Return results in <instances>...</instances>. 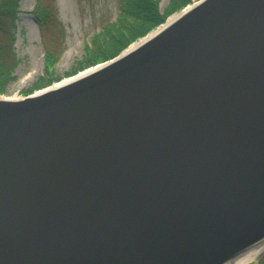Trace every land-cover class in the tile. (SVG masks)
Instances as JSON below:
<instances>
[{
  "label": "water",
  "instance_id": "obj_1",
  "mask_svg": "<svg viewBox=\"0 0 264 264\" xmlns=\"http://www.w3.org/2000/svg\"><path fill=\"white\" fill-rule=\"evenodd\" d=\"M177 14L0 95V264H225L264 241V0Z\"/></svg>",
  "mask_w": 264,
  "mask_h": 264
},
{
  "label": "trees",
  "instance_id": "obj_2",
  "mask_svg": "<svg viewBox=\"0 0 264 264\" xmlns=\"http://www.w3.org/2000/svg\"><path fill=\"white\" fill-rule=\"evenodd\" d=\"M159 0H122L114 21L106 22L100 32L85 45V55L78 61L70 74H76L88 67L116 56L130 43L142 38L164 23L166 18L180 11L191 0H168L160 11ZM20 0H0V94L16 79L15 70L20 63L15 49V31ZM38 25L44 48V71L22 94L32 93L45 87L54 79L52 67L64 50L65 28L59 18L56 0H35L30 11ZM49 79H48V78ZM264 254L251 264H260Z\"/></svg>",
  "mask_w": 264,
  "mask_h": 264
},
{
  "label": "rangeland",
  "instance_id": "obj_3",
  "mask_svg": "<svg viewBox=\"0 0 264 264\" xmlns=\"http://www.w3.org/2000/svg\"><path fill=\"white\" fill-rule=\"evenodd\" d=\"M121 1L56 0L59 18L65 28V46L60 58L52 67L51 76L57 80H52L50 84L71 76L68 74H70L76 63L82 60L85 55V45L91 44L92 37L100 32L106 22L116 19ZM197 1L191 0V3L186 6ZM34 2L35 0H20V12L17 16L15 31V49L20 63L15 70L16 79L8 86L6 93L0 95L26 96L27 94H22V90L28 89L43 74L44 48L38 25L35 23L33 15L30 12L34 6ZM167 3L168 0H159V10L162 11ZM177 13L169 15L166 20ZM139 40L130 43L128 46ZM262 260L260 264H264V256ZM256 261L254 259L247 264L255 263Z\"/></svg>",
  "mask_w": 264,
  "mask_h": 264
},
{
  "label": "bare ground",
  "instance_id": "obj_4",
  "mask_svg": "<svg viewBox=\"0 0 264 264\" xmlns=\"http://www.w3.org/2000/svg\"><path fill=\"white\" fill-rule=\"evenodd\" d=\"M180 14V13H179ZM179 14H175L173 16H171L164 24L162 27L167 26L168 24L172 23L175 19L178 18ZM140 43H135L133 44L130 49H132L133 47L137 46ZM129 49V50H130ZM10 98H16V96H8ZM264 249V241H262L261 243H258L254 246H252L251 248H249L246 252H244L242 255L235 257L233 259H231L230 261H228L225 264H247L249 262H251L252 260L256 259L258 254Z\"/></svg>",
  "mask_w": 264,
  "mask_h": 264
}]
</instances>
